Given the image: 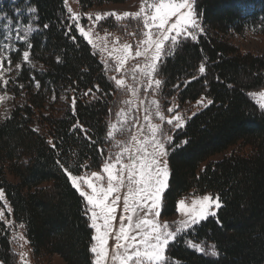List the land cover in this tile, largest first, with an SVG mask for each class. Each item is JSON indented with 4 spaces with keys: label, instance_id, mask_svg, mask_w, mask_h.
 Segmentation results:
<instances>
[{
    "label": "trees",
    "instance_id": "1",
    "mask_svg": "<svg viewBox=\"0 0 264 264\" xmlns=\"http://www.w3.org/2000/svg\"><path fill=\"white\" fill-rule=\"evenodd\" d=\"M129 1L77 0L82 11ZM22 2L35 9L38 31L10 61L22 62L28 49L42 70L22 63L8 82L15 103L0 121V191L24 226L34 264L53 255L65 264H93L86 204L65 169L79 174L83 163L100 169L114 87L64 0ZM194 7L209 33L182 41L164 58L157 72L161 95L212 103L172 137L160 215H174L189 192L215 195L221 207L170 243L166 264H264V109L248 96L264 88V56L241 51L229 38L248 27L264 34V0H195ZM4 223L0 218V263L18 264Z\"/></svg>",
    "mask_w": 264,
    "mask_h": 264
},
{
    "label": "rangeland",
    "instance_id": "2",
    "mask_svg": "<svg viewBox=\"0 0 264 264\" xmlns=\"http://www.w3.org/2000/svg\"><path fill=\"white\" fill-rule=\"evenodd\" d=\"M144 2L145 0H131L123 4H105L98 6V8L92 7L82 11L77 0H64L65 12H67L70 22L74 24V26L79 22L80 25L89 32L90 39L92 40V44H89L91 50L96 54L99 63L103 65L105 76H107L114 87L111 101V103L114 104V111L113 114H111L112 116L107 131L113 130V126H115V128L113 130V136H107V141L109 142L106 153H104L105 159H103L104 161H102L103 163L99 167L100 169L95 170V172L105 177L104 181L101 182L105 187L106 173L103 172V164L105 162H115L117 153H124L121 159L124 163H127L128 153L124 152V150L127 148L134 152L139 144L145 143L146 141L145 147L147 151H153L154 146L151 143L153 133L151 129L153 125L157 124L160 127L155 133V139L163 141L166 146V151H168V146L173 138L168 140L167 137H173L175 132L180 128L177 129L174 125H169L167 121L178 116L182 120L184 127L186 121L208 102L206 98L199 97L194 102L179 103L175 94L171 97H164L161 95V83L159 86L155 84L157 79L161 81L157 72H159L160 64L164 58L171 56L174 50H171L169 55L164 56L161 61L157 62L156 71L152 73L151 78L145 74L150 70L147 66L151 64L153 52L151 49L145 51L146 46L141 43V41L145 39L143 33L146 31L143 27L142 18H133L132 15L128 17L123 16L126 12L130 14L138 12L141 4ZM148 2H151V0H148ZM190 2H192L193 5L195 4V0H190ZM29 7L27 2H22V0H0V96L3 97V99L0 100V121L9 117L11 109L13 108L12 105L15 103L12 94L9 93L10 91L7 85L20 70L21 64L26 63L34 69L42 70L40 65L33 64L30 53L29 60L24 61L23 52L28 51V49L21 52L22 62L11 64L10 61V54L18 50V45L24 44L27 46L30 36L38 31V27L35 24V11L29 13L27 11ZM16 9L20 11L17 12ZM113 14H119L121 18L116 19V15ZM97 15L101 16L99 21L95 19ZM72 17H76V20H73ZM198 20L201 28L197 30V35L209 33L206 26L201 24L200 19ZM17 21H19V23H17ZM241 31V33L230 31V41L243 52H251L256 55L264 56V34H260L250 27ZM85 41L87 42V40ZM125 45L129 46L128 58L124 62L123 67H119L118 57L124 55L123 48ZM137 50L142 51L144 54L137 57L135 55ZM118 68L119 70H117ZM116 79H122L124 84L117 87L115 84ZM149 79H151V86H149ZM260 93H264V88L259 90V92H251L248 96L251 97L259 108L264 109V107H261V105H264V98L261 97ZM168 109H172V111L169 112ZM117 113H121V115L118 116ZM160 115L164 116L163 120L160 119ZM145 117H147V119H145ZM133 137H135V140H133ZM229 153L230 152H227V154ZM221 157L222 155H218L213 159L217 160ZM160 159L162 162L167 161V155L160 157ZM86 165L87 163L81 165L79 174L72 173L78 176H90L94 171L92 169H87ZM82 187L87 190L86 186L82 185ZM126 191V187L121 189L119 193L120 200L117 201V211L115 213V219L113 220V231L109 236L108 264H114L111 257L114 254L116 245L115 234L119 231L121 225L120 217L122 215H128L123 211V197ZM203 195H211L217 198V196L210 193L197 194L195 192H189L177 200L175 203V213L171 217L162 218L161 215L154 216V214H148L147 218L155 219L161 225L168 223L169 230H175L183 221L188 219L184 213L179 212L177 207L179 201L183 199L186 205L191 206V201L193 199L201 198ZM89 207L90 206L86 204L85 208L89 219L88 221L91 223L90 212L88 211ZM214 210L217 212L218 209ZM158 211L160 212L161 208L158 209ZM0 213H2L0 218L5 222L4 224L8 230V235L12 243V251L17 254L18 264H34L31 250L25 237L24 226L14 221L10 207L4 199L0 200ZM142 218H145V212L138 209L137 213L133 214L132 224L135 225V223L139 222ZM123 223L127 226L129 222L125 219ZM194 226L178 233L177 238L192 231ZM92 232L91 234L93 236L95 230L92 229ZM132 234H135V231H133ZM93 243L94 241H92V244ZM195 249L200 251L197 246ZM120 251H122V249ZM166 263L167 257L165 259V264ZM42 264L65 263L59 256L53 255ZM115 264H118V262H115Z\"/></svg>",
    "mask_w": 264,
    "mask_h": 264
},
{
    "label": "snow or ice",
    "instance_id": "3",
    "mask_svg": "<svg viewBox=\"0 0 264 264\" xmlns=\"http://www.w3.org/2000/svg\"><path fill=\"white\" fill-rule=\"evenodd\" d=\"M16 11L19 12L20 10L16 9ZM27 11L32 13L35 9L29 7ZM113 15H116V19L121 18L119 14ZM129 15L137 19L142 18L143 27L146 29L143 33L145 39L141 43L146 46L145 51L151 49L153 52L151 64L147 66L150 70L145 73L149 78L156 71L157 62L169 55L178 44L186 40L193 42L198 40L197 30L201 28V25L198 20V13L190 0H151V2L145 0L138 12L123 14L124 17ZM72 19L76 20V17H72ZM95 19L99 21L101 16L97 15ZM44 27L47 28L48 25H44ZM75 30L87 40L88 44H92L89 32L79 22L75 24ZM123 53V56L118 57L119 67H123L128 58V45L124 46ZM143 54L140 50L135 52L137 57ZM23 59L24 61L29 60L28 51L23 52ZM199 72L205 73L203 64L200 65ZM160 83L159 79L155 81L157 86ZM115 84L120 87L124 81L116 79ZM36 86L39 87V84ZM149 86H151V79H149ZM260 95L264 98V93H260ZM2 99L3 97L0 96V100ZM72 103L75 105V99ZM211 103L212 101L208 100L204 106L207 107ZM168 111L171 112L172 109H168ZM117 115L119 116L121 113H117ZM160 119L163 120L164 116L160 115ZM167 123L174 125L177 129L183 127V122L178 116L169 119ZM159 127L157 124L153 125L151 129L153 151H147L146 141L139 144L134 152L127 148L124 150L128 153L127 163L121 159L124 153H117L115 162L103 164V172L106 173V187L101 183L105 177L98 172L94 171L90 176H78L65 169L71 187L90 206L88 209L91 220L90 227L95 230V234L91 237L94 243L90 249L94 255L93 264H108L109 236L113 231L117 201L120 200L119 193L125 187L127 191L123 197V211L128 215L120 217L121 225L115 234L116 245L111 257L114 264L115 262L118 264H165L166 249L170 242L177 239L178 233L206 221L209 217H216L217 212L214 209L221 207L219 198H214L211 195H203L201 198L193 199L191 206L186 205L185 201L181 199L177 206L178 210L184 213L188 219L183 221L175 230H169L168 223L161 225L155 219L147 218L148 214L160 215L158 209L161 208L162 193L167 189L169 181L167 161L162 162L160 159V157L168 155V152L165 143L155 139V133ZM114 128L115 126H113V130ZM113 130L107 131L108 137L113 136ZM167 139L171 140L172 137L169 136ZM82 185L86 186L87 190ZM3 196L4 193L0 191V199H3ZM138 209L145 212V218L133 225V214L137 213ZM125 219L129 222L127 226L123 223ZM133 231L135 234H132ZM121 249L122 251H120Z\"/></svg>",
    "mask_w": 264,
    "mask_h": 264
}]
</instances>
